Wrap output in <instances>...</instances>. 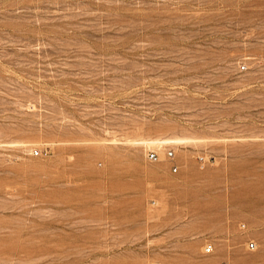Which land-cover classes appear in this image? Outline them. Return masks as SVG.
<instances>
[{
	"label": "rangeland",
	"instance_id": "374dc122",
	"mask_svg": "<svg viewBox=\"0 0 264 264\" xmlns=\"http://www.w3.org/2000/svg\"><path fill=\"white\" fill-rule=\"evenodd\" d=\"M222 263L264 264V0H0V264Z\"/></svg>",
	"mask_w": 264,
	"mask_h": 264
},
{
	"label": "built area",
	"instance_id": "2783aa9c",
	"mask_svg": "<svg viewBox=\"0 0 264 264\" xmlns=\"http://www.w3.org/2000/svg\"><path fill=\"white\" fill-rule=\"evenodd\" d=\"M242 68L244 65L241 66ZM35 154L39 153L38 149L34 150ZM175 151L172 147H165L164 155L167 159H172L174 157ZM146 158L150 161H158L160 159L159 152L156 149H148L145 154ZM178 165L173 164L171 165L172 171H177ZM255 246V242H251V247L253 248ZM205 251H210L212 249V243H207L204 247ZM223 264V263H222Z\"/></svg>",
	"mask_w": 264,
	"mask_h": 264
},
{
	"label": "bare ground",
	"instance_id": "6f19581e",
	"mask_svg": "<svg viewBox=\"0 0 264 264\" xmlns=\"http://www.w3.org/2000/svg\"><path fill=\"white\" fill-rule=\"evenodd\" d=\"M165 139V138H164ZM138 141V140H137ZM193 140L191 139H187V138H175L174 140H160V139H155V138H150V139H142V140H139L137 143H141V144H145V143H148L150 145H158L162 142H172V143H184V142H192ZM195 141V140H194Z\"/></svg>",
	"mask_w": 264,
	"mask_h": 264
}]
</instances>
